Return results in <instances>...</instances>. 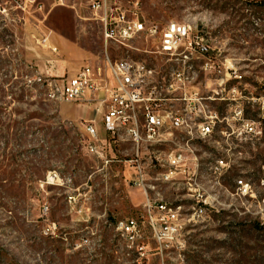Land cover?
Segmentation results:
<instances>
[{"label": "rangeland", "instance_id": "obj_1", "mask_svg": "<svg viewBox=\"0 0 264 264\" xmlns=\"http://www.w3.org/2000/svg\"><path fill=\"white\" fill-rule=\"evenodd\" d=\"M62 2L0 0V264H264V0H108L136 3L146 24L196 26L210 48L211 68L193 57L190 75L217 118L185 160L207 204L193 215L198 191L187 175L153 181L151 171L147 198L178 212L177 231L161 245L118 152L127 146L114 148L120 162L104 165L82 146L83 106L50 100L36 78L103 66L106 57L144 62L159 79L178 64L151 36L105 43L90 0ZM150 214L162 224V213ZM128 218L132 231L116 228Z\"/></svg>", "mask_w": 264, "mask_h": 264}, {"label": "built area", "instance_id": "obj_2", "mask_svg": "<svg viewBox=\"0 0 264 264\" xmlns=\"http://www.w3.org/2000/svg\"><path fill=\"white\" fill-rule=\"evenodd\" d=\"M55 1L57 4L63 3L62 0ZM24 2L35 4L37 0ZM37 7L40 9L41 5ZM89 7L101 24L105 43L129 46V41L135 37L151 36L156 40V52L170 56L178 65L159 79L155 70L144 62L131 59L111 61L106 57L103 66L84 64L69 76H38L37 82L45 87L47 97L55 102L67 101L78 106L94 103L92 109L100 114L106 138H99L95 119L85 120L82 121V146L101 158L106 165L120 162L121 158L116 156L117 149L114 148L126 145L118 152L132 169L129 179L132 187L142 189L146 195L147 189L155 187V184L147 181L148 177L151 178L150 172L155 171L151 178L153 181L170 179L179 173L186 174L188 189L198 191V184L192 182V174L185 160L193 152L191 141L207 140L213 131V119L217 118V114L207 110L203 102L210 97H202L191 85L193 57L204 58L205 69L212 66L207 58L210 48L204 37L198 35L196 26L189 23L169 21L163 26L146 24L136 3L131 8H125L117 2L110 5L108 0H90ZM179 134L184 139L183 144L177 141ZM169 142L177 147L170 151L157 148ZM106 150L113 153L111 158L106 157ZM158 167H167V170L160 171ZM53 176L57 177L55 171ZM205 204V198L199 192L195 194L193 215H202ZM145 205L148 207L153 237L161 245L166 233L175 234L177 231L178 212L159 200L150 202L147 195ZM151 207L162 213L158 218L162 224L158 225L151 216ZM136 224L135 219L128 218L117 222L116 228L132 231ZM172 237L168 236L169 239Z\"/></svg>", "mask_w": 264, "mask_h": 264}, {"label": "crops", "instance_id": "obj_3", "mask_svg": "<svg viewBox=\"0 0 264 264\" xmlns=\"http://www.w3.org/2000/svg\"><path fill=\"white\" fill-rule=\"evenodd\" d=\"M69 75L70 74H68V76ZM93 106H94V103H92V104L88 103L87 106L86 105L83 106V108H81V110H79V112H80L79 117L82 119V121L95 119V125H96V128H97L98 136L101 139H105L106 138V131H105V128H104L103 124L101 123L100 114H96L94 112V110L92 109ZM82 121L80 122L81 124H82Z\"/></svg>", "mask_w": 264, "mask_h": 264}, {"label": "bare ground", "instance_id": "obj_4", "mask_svg": "<svg viewBox=\"0 0 264 264\" xmlns=\"http://www.w3.org/2000/svg\"><path fill=\"white\" fill-rule=\"evenodd\" d=\"M194 167H196V166H194ZM194 171V170H193ZM195 174V171L194 172H192V176ZM192 182H194V179L192 178ZM199 185V184H198ZM201 188H200V186H198V192H199V190H200ZM200 195H202V193L200 194Z\"/></svg>", "mask_w": 264, "mask_h": 264}]
</instances>
